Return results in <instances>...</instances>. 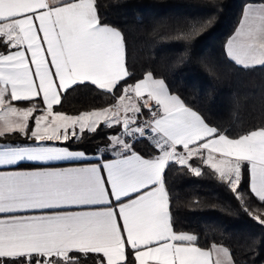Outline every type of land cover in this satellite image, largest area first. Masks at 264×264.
<instances>
[{
  "label": "snow or ice",
  "instance_id": "6c2138e0",
  "mask_svg": "<svg viewBox=\"0 0 264 264\" xmlns=\"http://www.w3.org/2000/svg\"><path fill=\"white\" fill-rule=\"evenodd\" d=\"M214 19L190 20L177 35L188 41ZM225 49L245 70L264 67V0H245ZM131 76L123 32L102 22L97 0H0V141L13 134L29 141L0 142V166L28 165L0 171V264H236L223 243L202 248L197 235L174 231L165 174L175 164L199 177L201 168L190 163L199 157L244 206L247 163L250 194L264 205V127L230 138L152 71L129 84ZM86 82L115 103L79 115L54 111L62 93ZM38 97L42 109L33 102ZM12 102L31 106L21 109ZM145 108L149 116L141 120ZM238 108L237 101L233 115ZM38 111L42 114L35 115ZM101 125L122 129L98 149L115 159L51 166L83 159L85 152L70 145L86 132L95 135ZM146 136L159 155L145 158L129 142ZM248 215L264 225L261 215Z\"/></svg>",
  "mask_w": 264,
  "mask_h": 264
},
{
  "label": "trees",
  "instance_id": "16d2710c",
  "mask_svg": "<svg viewBox=\"0 0 264 264\" xmlns=\"http://www.w3.org/2000/svg\"><path fill=\"white\" fill-rule=\"evenodd\" d=\"M244 3L245 0H97L102 22L119 28L126 39V66L132 74L128 83L152 71L209 125L222 132L228 130L230 138L264 127V67L245 70L227 57L225 49ZM209 16L215 19L202 33L188 41L178 37V31L188 21ZM159 25L163 27L154 34L153 28ZM178 58L184 62L178 63ZM123 87L121 84L116 90L117 97ZM237 101L239 108L233 115ZM112 103L115 100L111 94L86 82L62 93V103L55 105L54 111L78 115ZM13 105L21 109L31 106L28 102H13ZM143 115L147 114L143 112ZM33 123L34 119L30 127ZM121 130L109 131L101 125L95 135L86 132L82 140L73 141L70 147L86 154H98V149L107 147L106 138ZM0 142L29 143L19 134L9 135ZM129 142L135 143V151L144 157L159 153L154 145L149 146V138ZM102 154L114 157L110 151ZM190 163L201 168V176L175 164L165 174L174 231L197 235L198 246L202 248L213 242L223 243L231 249L236 264L244 261L264 264V225L248 215L252 211L264 217V205L250 194L247 164L242 168V191L246 193L242 206L231 190L216 179L218 174L200 163L199 157ZM248 245H252L251 250L244 254Z\"/></svg>",
  "mask_w": 264,
  "mask_h": 264
},
{
  "label": "crops",
  "instance_id": "0c3cea01",
  "mask_svg": "<svg viewBox=\"0 0 264 264\" xmlns=\"http://www.w3.org/2000/svg\"><path fill=\"white\" fill-rule=\"evenodd\" d=\"M240 19H241V17H240ZM234 32H235V30H234ZM234 32L231 34V36H233ZM40 35L42 37L43 34L41 33ZM229 38H228V40H229ZM44 48L46 49L47 46L44 45ZM25 49H26V46H25ZM26 55H27V58L30 60L31 59L30 53H26ZM50 59L51 58L48 57V60L49 61H50ZM33 71H34V66H33ZM52 71L54 72V69H52ZM36 83L38 84V80L36 81ZM34 101H36V102L38 101L39 104H40V108L41 109L43 108L42 97L35 98ZM142 111L145 112L147 115L149 114L148 109H146V108L145 109H142ZM41 113H42V111H41ZM79 151H82V150H79ZM177 151H181L182 152L184 150H183L182 146H178ZM102 153H103L102 151H99L98 154H86L85 153L86 155H85V157L83 159H80V160H77V161H72V162H54L51 166L57 167V168L87 167V166L92 165V164H102L104 160H113V159L116 158L115 156L114 157H106V156H103ZM159 154L160 153H158L157 155H159ZM145 158H148V157H145ZM247 167H248V186H250V171H249L250 166L247 165ZM27 168H28V165L27 164H21L19 167H17V166H0V171H20V170H26ZM102 175L104 176L105 181H106L107 180L106 173H102ZM106 188H108V190L110 191V185H107V183H106ZM3 216H4V214H0V218H3ZM120 223H121V226H122V221ZM124 238L126 239V234H124Z\"/></svg>",
  "mask_w": 264,
  "mask_h": 264
},
{
  "label": "built area",
  "instance_id": "2783aa9c",
  "mask_svg": "<svg viewBox=\"0 0 264 264\" xmlns=\"http://www.w3.org/2000/svg\"><path fill=\"white\" fill-rule=\"evenodd\" d=\"M148 116H149V114H148ZM148 116L142 115L140 119H141V120H145V119L148 118ZM145 138H148V137L146 136Z\"/></svg>",
  "mask_w": 264,
  "mask_h": 264
},
{
  "label": "rangeland",
  "instance_id": "374dc122",
  "mask_svg": "<svg viewBox=\"0 0 264 264\" xmlns=\"http://www.w3.org/2000/svg\"><path fill=\"white\" fill-rule=\"evenodd\" d=\"M42 113H41V111H38V112H36L35 113V115H41ZM79 115V114H78ZM145 116H148V115H145ZM33 126H34V123H33ZM115 134V133H114ZM112 135V134H111Z\"/></svg>",
  "mask_w": 264,
  "mask_h": 264
}]
</instances>
